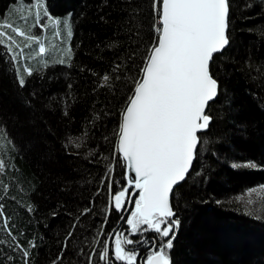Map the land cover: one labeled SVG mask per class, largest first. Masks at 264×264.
<instances>
[{
    "label": "trees",
    "instance_id": "16d2710c",
    "mask_svg": "<svg viewBox=\"0 0 264 264\" xmlns=\"http://www.w3.org/2000/svg\"><path fill=\"white\" fill-rule=\"evenodd\" d=\"M28 1L0 0V18L7 15L21 27H32V34L40 35L46 44L42 55L38 54V42L24 49V57L30 49L32 55L18 63L26 79L23 87L15 77V61L11 54L5 57L6 49L0 46V120L7 121L16 138L14 144L0 136V159L5 162L0 168V203L6 206L15 229H25L20 237L25 247L35 237L33 264H51L79 211L91 203L90 197L100 186L103 166L90 163L84 153L97 143L103 144L105 155L115 150L112 137L117 130L120 82L113 79L115 90L96 87L97 77L80 68L87 65L101 77L111 71L118 57L123 62L125 53L137 51V34L146 39L151 20L147 0L135 5L143 14L134 11L132 0H44L53 16L72 21V63L61 64V52L69 42L65 26H58L65 33L64 42L53 36L56 25L47 30L33 27L35 8ZM244 2L232 0L231 43L216 61L227 68V97L222 95L212 106L217 114L227 111V99L239 118L236 127H229L232 140L218 149L219 154L210 151L195 162L197 169L203 165L206 178L193 174L173 194L182 220L173 251L178 264H264V199L250 203L239 197L264 184V168L244 164L248 160L264 163V5L255 0L256 7L245 8ZM67 13H72L71 18ZM22 60L33 67L31 75ZM69 83L73 84L70 94ZM104 135L108 142L101 140ZM69 137L83 140L81 148L72 146L71 154L64 146ZM116 172L122 175L119 165ZM65 180L70 189H65ZM106 204V195L96 199L89 216L93 228L96 221H102ZM29 206L36 211L29 212ZM53 212L59 214L53 216ZM116 220L113 213L111 221ZM118 224L110 222L109 230ZM79 233L78 226L70 248L79 242ZM5 241L12 242L0 228V252L15 256L20 264L19 251L10 250ZM70 258L75 261L71 252L63 264Z\"/></svg>",
    "mask_w": 264,
    "mask_h": 264
},
{
    "label": "snow or ice",
    "instance_id": "6c2138e0",
    "mask_svg": "<svg viewBox=\"0 0 264 264\" xmlns=\"http://www.w3.org/2000/svg\"><path fill=\"white\" fill-rule=\"evenodd\" d=\"M138 2L142 0H132L134 11L143 14L141 8L135 7ZM147 2L150 30L145 33L146 39L137 34V51L130 55L125 53L123 62L118 57L111 64V71H105L102 77L87 65L80 68L81 72L97 77L96 87L111 86L115 90L117 85L113 79L120 82L117 130L112 137L115 150L105 155L103 144L97 143L84 153L90 163L96 161L103 166L102 178L98 177L100 186L90 197L91 203L79 211L51 264H63L70 252L75 261L70 258L67 264H178L173 251L182 220L173 204V194L193 174L204 177L203 165L199 169L195 167L202 155L210 151L218 155V149L232 140L229 127H236L239 117L231 102L225 100L227 111L217 114L212 110L222 95L227 97L224 81L227 68L216 61L231 43L232 0ZM260 3L264 5V0ZM244 7H256L255 0H245ZM34 8L33 27L47 30L50 25H56L53 36L64 42L65 33L58 26H65L69 42L63 47V58L59 62L71 65V21L67 17L62 21L53 16L44 0H34ZM31 12L32 7H29ZM42 17L48 22L44 23ZM33 42L39 44V55L46 53L45 42L40 35L32 34V27H21L7 15L0 18V46L6 49L5 57L11 54V61L16 62L22 57L31 59L24 57V49ZM24 69L29 75L34 72L31 66L25 65ZM15 77L21 87L26 84L18 63ZM67 88L70 94L73 84L69 83ZM68 94L64 100L66 116L70 114ZM0 136L16 143L7 121L0 120ZM101 140L108 142L109 137L101 136ZM82 144L80 137H69L64 142L70 154L73 145L79 149ZM4 164L0 159V168ZM244 164L264 168V163L253 160ZM117 165L122 175L117 174ZM64 185L66 190L71 187L67 180ZM259 187L264 188V185ZM102 195L107 198L103 219L96 221L93 228L89 216L96 199ZM129 204L132 206L128 207ZM28 210L36 211L34 206H29ZM113 213L117 215L115 222L111 221ZM58 214L52 213L53 216ZM0 218V228L11 237V243L5 241L8 248L19 251L20 264H33L31 249L37 247L35 237L28 242V247L21 243L25 229H15L3 203H0ZM110 222L122 223L125 227L113 232L108 228ZM78 226L81 238L70 248ZM0 264H17L16 257L0 252Z\"/></svg>",
    "mask_w": 264,
    "mask_h": 264
},
{
    "label": "rangeland",
    "instance_id": "374dc122",
    "mask_svg": "<svg viewBox=\"0 0 264 264\" xmlns=\"http://www.w3.org/2000/svg\"><path fill=\"white\" fill-rule=\"evenodd\" d=\"M26 3H29V1L28 2H26ZM31 4H33L34 5V0H33V2L31 3ZM42 32V31H41ZM26 52H29L28 53V56L27 57H30L32 54H31V49L30 50H27ZM17 63H19V62H16L15 61V65H17ZM25 61L24 60H22V66L24 67L25 66ZM24 73V72H23ZM22 73V74H23ZM260 185H264V184H259V185H256V186H254V187H251V188H249V189H252V191H249V189H247V190H245L244 191V193L242 194V195H240L239 197L243 200V201H245V202H256V201H261L262 200V198L264 199V188H261V187H259ZM130 207V206H129ZM123 214V213H122ZM116 230V229H115ZM107 239H108V237H107ZM109 239H110V237H109ZM114 239V238H113ZM212 258H214V257H212ZM214 259H216V258H214Z\"/></svg>",
    "mask_w": 264,
    "mask_h": 264
},
{
    "label": "flooded vegetation",
    "instance_id": "af4514ba",
    "mask_svg": "<svg viewBox=\"0 0 264 264\" xmlns=\"http://www.w3.org/2000/svg\"><path fill=\"white\" fill-rule=\"evenodd\" d=\"M129 206L131 207L132 205L129 204L128 207H129ZM124 215H125L124 213H123V214L121 213V216H124ZM124 227H125V225L121 223L119 229L123 230ZM116 230H117V229H116ZM116 230H115V227H114L112 231L115 232ZM112 239H113V237H110L109 240H112ZM142 258H143V257H141V259H142Z\"/></svg>",
    "mask_w": 264,
    "mask_h": 264
},
{
    "label": "bare ground",
    "instance_id": "6f19581e",
    "mask_svg": "<svg viewBox=\"0 0 264 264\" xmlns=\"http://www.w3.org/2000/svg\"><path fill=\"white\" fill-rule=\"evenodd\" d=\"M67 14H68V13H67ZM69 18H71V16H70ZM71 23H72V21H71ZM120 224H121V223H120ZM120 224L116 225V226H115V229H119Z\"/></svg>",
    "mask_w": 264,
    "mask_h": 264
},
{
    "label": "water",
    "instance_id": "95a60500",
    "mask_svg": "<svg viewBox=\"0 0 264 264\" xmlns=\"http://www.w3.org/2000/svg\"><path fill=\"white\" fill-rule=\"evenodd\" d=\"M108 239H109V237H108Z\"/></svg>",
    "mask_w": 264,
    "mask_h": 264
}]
</instances>
